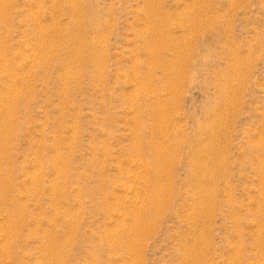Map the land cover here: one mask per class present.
I'll return each instance as SVG.
<instances>
[{
	"label": "rangeland",
	"instance_id": "374dc122",
	"mask_svg": "<svg viewBox=\"0 0 264 264\" xmlns=\"http://www.w3.org/2000/svg\"><path fill=\"white\" fill-rule=\"evenodd\" d=\"M0 264H264V0H0Z\"/></svg>",
	"mask_w": 264,
	"mask_h": 264
},
{
	"label": "bare ground",
	"instance_id": "6f19581e",
	"mask_svg": "<svg viewBox=\"0 0 264 264\" xmlns=\"http://www.w3.org/2000/svg\"><path fill=\"white\" fill-rule=\"evenodd\" d=\"M188 13V12H187ZM129 236V235H128ZM137 240V239H136ZM115 242V241H114ZM115 245V244H114ZM197 260V259H196Z\"/></svg>",
	"mask_w": 264,
	"mask_h": 264
}]
</instances>
